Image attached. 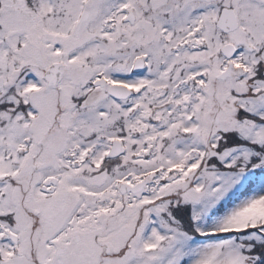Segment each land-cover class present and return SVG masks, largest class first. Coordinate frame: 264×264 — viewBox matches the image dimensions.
<instances>
[{"label":"snow or ice","instance_id":"snow-or-ice-1","mask_svg":"<svg viewBox=\"0 0 264 264\" xmlns=\"http://www.w3.org/2000/svg\"><path fill=\"white\" fill-rule=\"evenodd\" d=\"M0 264H264V0H0Z\"/></svg>","mask_w":264,"mask_h":264}]
</instances>
